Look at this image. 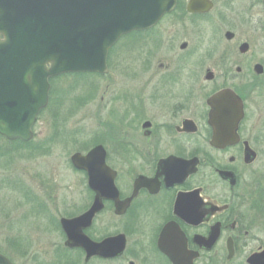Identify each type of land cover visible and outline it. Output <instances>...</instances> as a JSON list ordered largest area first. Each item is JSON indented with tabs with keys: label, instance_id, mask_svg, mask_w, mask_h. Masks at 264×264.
Masks as SVG:
<instances>
[{
	"label": "flooded vegetation",
	"instance_id": "flooded-vegetation-1",
	"mask_svg": "<svg viewBox=\"0 0 264 264\" xmlns=\"http://www.w3.org/2000/svg\"><path fill=\"white\" fill-rule=\"evenodd\" d=\"M190 3L176 0L174 9L155 27L142 31V40L154 31L159 34L154 51L148 49L151 51L142 56V141L126 138L131 134L127 132L112 143V131L105 128L92 147L80 152L86 154L95 146H103L106 164L116 172L114 182L120 200L133 193L135 180L142 176V188L127 211L116 215L114 202L103 201L102 210L84 234L93 241L116 235L95 237L92 232L98 218L107 212L115 219H126L138 203L135 212H142V253L149 255L150 246L156 260L167 264L171 261L166 250L197 253L193 264L222 259L216 248L226 225L241 233L238 225H242L239 217L243 208L264 209V0H196L189 10ZM168 17L171 45L165 46L159 26ZM216 28L221 48L211 46L207 51L218 50L220 56L208 53L204 57L214 63H192L190 43L198 41L201 45L204 41L199 39H204L205 32ZM108 74L109 68L107 74L99 76ZM223 90L239 98L243 117L237 126L238 140L217 146L212 143L209 100ZM106 95L105 90L98 105L107 102ZM113 130L125 132L115 130V126ZM133 164H137L136 169ZM118 165L135 169L133 174H137L131 182L121 178ZM80 173L86 179L89 203L76 216L86 212L95 199L86 174ZM213 206L227 207L212 213ZM193 211L196 218L191 220ZM213 225L220 226L221 234L214 248L207 250L202 240ZM161 242L167 249L159 246ZM75 250L84 260L83 250ZM128 251L127 241L123 255L113 260L127 258ZM94 259L103 260L90 261Z\"/></svg>",
	"mask_w": 264,
	"mask_h": 264
},
{
	"label": "rangeland",
	"instance_id": "rangeland-1",
	"mask_svg": "<svg viewBox=\"0 0 264 264\" xmlns=\"http://www.w3.org/2000/svg\"><path fill=\"white\" fill-rule=\"evenodd\" d=\"M159 28L164 45H171L170 18L162 21ZM216 29L205 32L204 39H199L204 41L201 45L198 41L190 43L192 63L208 65L214 60H207L206 54L220 56L218 50L207 51L211 46L221 48L219 28ZM158 38L156 31L145 40L142 34L122 37L108 53V77L94 74L58 77L51 84L52 105L39 116L32 129L34 139L27 145L0 137V253L13 264H83L78 251L64 247L65 238L59 226L60 217L76 216L89 203L86 179L71 166L69 158L74 152L92 147L101 137L100 130L105 128L112 131V139L105 138L112 143L115 138L127 136V132L131 134L126 138L142 141V56L148 49L154 51ZM105 90L107 102L98 105ZM114 126L115 130L125 132H114ZM128 128L131 130L127 131ZM117 168L125 180H132L137 174H133L136 168L132 170L128 165ZM138 205L126 219L104 213L92 232L97 238L126 234L128 257L112 261L94 259L88 264H167L156 260L150 246L149 255L142 253V212H135ZM240 214L241 233L226 225L216 248L222 259L211 258L197 264H245L248 255L264 247V209L243 208ZM228 239L235 248V257L227 263Z\"/></svg>",
	"mask_w": 264,
	"mask_h": 264
},
{
	"label": "water",
	"instance_id": "water-1",
	"mask_svg": "<svg viewBox=\"0 0 264 264\" xmlns=\"http://www.w3.org/2000/svg\"><path fill=\"white\" fill-rule=\"evenodd\" d=\"M194 1L191 0L189 10ZM175 2L0 0V136L8 141L32 140V128L48 104L49 78L65 73L106 74L108 50L118 39L132 31L153 27L165 13L173 10ZM209 104L214 128L212 143L224 146L237 141V126L243 117L239 98L230 90H223L214 95ZM70 162L76 170L85 172L95 199L82 215L60 219L66 238L64 245L82 249L85 263L92 257L113 259L121 256L126 246L123 234L96 242L83 231L102 210L104 199L114 202L116 215L124 214L142 188V176L135 180L133 193L120 200L114 184L116 173L106 164L102 145L86 154L75 152ZM217 209L213 206L212 213ZM193 213L191 220L196 218L195 211ZM219 234V225L212 226L204 241L208 249L214 246ZM227 249L230 260L234 254L231 239H228ZM164 252L172 264L192 263L190 253ZM246 263L264 264V249L251 254ZM0 264L13 263L0 253Z\"/></svg>",
	"mask_w": 264,
	"mask_h": 264
},
{
	"label": "trees",
	"instance_id": "trees-1",
	"mask_svg": "<svg viewBox=\"0 0 264 264\" xmlns=\"http://www.w3.org/2000/svg\"><path fill=\"white\" fill-rule=\"evenodd\" d=\"M69 75H72V76H77L76 74H68V75H64V76H69ZM56 80V78L55 79H50V83L51 84H53V82ZM53 90V89H52ZM50 91V103H49V106L47 107V109L46 110H48L50 107H51V98H52V95H53V91ZM53 100V99H52ZM46 110H44V111H42L41 113H40V115H42ZM19 144H23V145H27L28 143H23V142H21V141H17ZM30 143V142H29Z\"/></svg>",
	"mask_w": 264,
	"mask_h": 264
}]
</instances>
